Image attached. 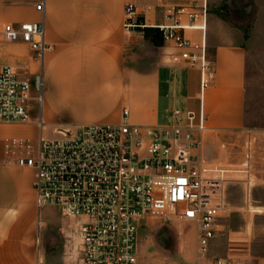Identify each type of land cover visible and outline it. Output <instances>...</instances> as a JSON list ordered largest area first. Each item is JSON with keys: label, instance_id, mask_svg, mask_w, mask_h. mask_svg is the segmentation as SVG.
<instances>
[{"label": "crops", "instance_id": "0c3cea01", "mask_svg": "<svg viewBox=\"0 0 264 264\" xmlns=\"http://www.w3.org/2000/svg\"><path fill=\"white\" fill-rule=\"evenodd\" d=\"M39 1L0 0V27L44 23L45 40L51 45L41 62L33 58L31 45L0 40V67L14 66L35 88L38 79L43 80L42 108L32 103L31 115L35 120L41 114L45 122L42 130L35 123L0 122V264H37L40 257L50 264H80L79 257L66 254L67 244L62 254L47 253L44 240L50 229L76 236L75 224L65 227L68 219L57 207L38 206L35 171L8 164V144L13 140L37 144L41 133L52 137L58 127L76 130L124 122L155 127L168 124L172 111L202 110L207 127L202 135L203 163L214 175L225 176L232 169L213 164L221 160L237 166V152L214 149L218 141L245 128L248 53L258 42L229 26L232 18L224 14L226 7L247 5L246 0H208V57L214 79L202 89L199 68L171 63L175 49L157 28L167 23L164 6L181 0H44V11H38ZM252 1L264 7V0ZM128 3L134 5V19L142 27L125 28ZM185 34L199 39L196 31ZM252 135L257 140L253 168L239 183L245 203L251 202L254 192L253 202L259 203L254 210L263 214L264 202H259L256 191L264 190V129Z\"/></svg>", "mask_w": 264, "mask_h": 264}, {"label": "built area", "instance_id": "2783aa9c", "mask_svg": "<svg viewBox=\"0 0 264 264\" xmlns=\"http://www.w3.org/2000/svg\"><path fill=\"white\" fill-rule=\"evenodd\" d=\"M45 1L36 3L44 11ZM126 29L142 27L134 19L135 7L126 5ZM167 23L157 25L165 42L175 51L171 63L197 67L201 87L214 79L208 57V0H186L165 13ZM45 25L5 23L0 35L8 42H24L33 58L44 61L51 49ZM196 31L199 39L186 36ZM34 87L12 65L0 67V122L35 123L31 105H43V80ZM128 111L123 112L126 119ZM166 125L147 127L88 124L79 129L58 127L55 135L41 133L37 144L13 140L8 144V164L34 169L33 189L38 206L57 207L66 219H75L81 238L80 264H139L137 230L150 216L190 221L198 238V251L208 252L220 232L219 220L227 207V182L203 163L202 135L206 117L180 110L169 114ZM37 264L46 263L38 258ZM210 264H264L251 259L218 257Z\"/></svg>", "mask_w": 264, "mask_h": 264}, {"label": "rangeland", "instance_id": "374dc122", "mask_svg": "<svg viewBox=\"0 0 264 264\" xmlns=\"http://www.w3.org/2000/svg\"><path fill=\"white\" fill-rule=\"evenodd\" d=\"M185 1L164 6V13ZM245 3L247 5L237 4L231 9L226 7L224 12L232 18L227 23L229 26L243 33L246 38L253 37L258 44L248 53L245 128L230 139L218 141L214 149V152L222 154H233L236 151L238 164L231 166L221 160L213 164L219 169H232V173L224 176L229 180L228 194L226 192L228 204L219 220L220 232L203 256L198 251V238L192 222L147 217L139 223L137 230L140 264H210L214 259L226 256L251 259L254 263L264 259V213L254 210V206L259 204L253 202L254 192L251 202L245 203V191L239 183L247 179L250 168H253L251 165L255 158L257 140L252 132L264 129V7L254 5L252 0H246ZM0 40L2 42L1 35ZM251 180L254 183L252 176ZM256 194L259 202L263 203L264 190L258 188ZM67 221V228L76 223L75 219ZM65 244L68 245L66 251L63 248ZM44 246L47 253L58 255L65 251L68 256L79 257L80 260L81 238L78 234L67 236L60 229L51 228Z\"/></svg>", "mask_w": 264, "mask_h": 264}]
</instances>
